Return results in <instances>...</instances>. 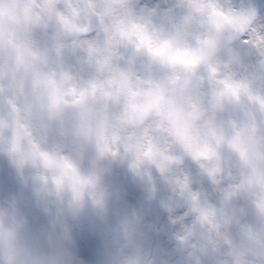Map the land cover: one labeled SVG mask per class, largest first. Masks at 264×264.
I'll return each mask as SVG.
<instances>
[{"label":"clouds","instance_id":"9594fccd","mask_svg":"<svg viewBox=\"0 0 264 264\" xmlns=\"http://www.w3.org/2000/svg\"><path fill=\"white\" fill-rule=\"evenodd\" d=\"M0 264H264V0H0Z\"/></svg>","mask_w":264,"mask_h":264}]
</instances>
